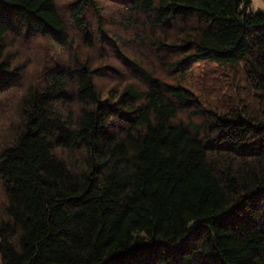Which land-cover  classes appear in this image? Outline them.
Returning a JSON list of instances; mask_svg holds the SVG:
<instances>
[{"label":"trees","instance_id":"16d2710c","mask_svg":"<svg viewBox=\"0 0 264 264\" xmlns=\"http://www.w3.org/2000/svg\"><path fill=\"white\" fill-rule=\"evenodd\" d=\"M0 264H264V9L0 0Z\"/></svg>","mask_w":264,"mask_h":264},{"label":"rangeland","instance_id":"374dc122","mask_svg":"<svg viewBox=\"0 0 264 264\" xmlns=\"http://www.w3.org/2000/svg\"><path fill=\"white\" fill-rule=\"evenodd\" d=\"M258 8L264 9V0H250V9H251V11H255ZM232 94H233V91H232Z\"/></svg>","mask_w":264,"mask_h":264}]
</instances>
